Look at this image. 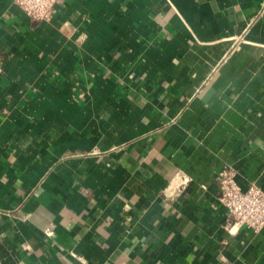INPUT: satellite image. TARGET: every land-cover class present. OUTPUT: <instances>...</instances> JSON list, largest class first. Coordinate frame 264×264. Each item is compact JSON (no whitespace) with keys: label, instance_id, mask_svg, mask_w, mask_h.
<instances>
[{"label":"crops","instance_id":"crops-1","mask_svg":"<svg viewBox=\"0 0 264 264\" xmlns=\"http://www.w3.org/2000/svg\"><path fill=\"white\" fill-rule=\"evenodd\" d=\"M227 168L264 190V0H0V264H264Z\"/></svg>","mask_w":264,"mask_h":264},{"label":"built area","instance_id":"built-area-1","mask_svg":"<svg viewBox=\"0 0 264 264\" xmlns=\"http://www.w3.org/2000/svg\"><path fill=\"white\" fill-rule=\"evenodd\" d=\"M32 20L50 22L60 0H11ZM237 172L227 168L218 173L220 195L218 201L227 212L226 229L235 233L245 227L254 233L264 228V190L251 185L243 190L236 180ZM191 179L182 172L175 174L172 185L178 192L186 188Z\"/></svg>","mask_w":264,"mask_h":264}]
</instances>
